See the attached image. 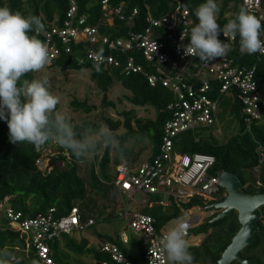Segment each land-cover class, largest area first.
<instances>
[{"label": "trees", "instance_id": "16d2710c", "mask_svg": "<svg viewBox=\"0 0 264 264\" xmlns=\"http://www.w3.org/2000/svg\"><path fill=\"white\" fill-rule=\"evenodd\" d=\"M100 1L77 0L79 7L77 16L84 15L87 25L96 26L99 34L106 35L109 39L125 37L129 30H143L150 25L147 21L148 17L165 16L175 9L178 2L189 9V17L192 19V24L188 26L186 34L188 36L190 28L198 22L195 10L204 2V0H110L111 6H122L125 19H119L113 13L106 15ZM217 3L220 5L217 22L221 27L229 19L235 18L243 8L241 0H217ZM0 6H6L14 12L18 11L24 15L31 13L40 16L45 24V30H47L52 26L62 25L69 3L67 0H0ZM133 8L137 10L134 15L132 14ZM181 28L182 26L175 29L152 28L153 35H156V38L163 44V51L172 59H175V41L181 33ZM30 35L37 34L30 33ZM37 38L44 42L42 34H38ZM219 38L222 40L221 36ZM186 43H188V38L184 40V44ZM232 48L233 50L229 52L228 56L244 68L254 67V78L257 81L258 90L264 92V55L257 53L241 55L238 37L232 43ZM99 51L108 52L103 47ZM86 53L87 48L83 45L72 43L69 52L61 50L59 56L52 59V63L47 67L58 68L61 71H88L87 78L95 85L99 94V102L92 104L87 97L80 99L73 95L66 104L65 107L68 110L64 113L71 118V123L76 126L77 131L81 126L95 128L101 123L106 124L117 134L121 142V150L115 152L103 149L99 150L91 159H77L68 150L51 142L41 148H36L28 143L14 144L9 140L7 122L0 119V203L4 197H9L5 207L19 213V220L33 219L38 214H46L50 208L54 209L53 218L57 220L59 217L67 215L73 207L78 208L81 223L90 218L94 220V223L98 219L103 221L111 219V217L113 218L111 212L104 214L106 207L104 200L99 210L96 209V204V207L89 208L92 215H85L88 204L84 203L87 202V199H91L88 189L91 188L95 196L104 199L119 193V188L114 184L116 167L121 163L132 167V163L136 162L139 156V153L134 151L136 141L149 138L153 142L151 156L158 151L162 125L168 117L166 104L172 99V93L160 82L153 86L148 84L145 74L155 71L156 62H148L137 51H130L129 53L134 56V63L140 65L141 70L125 74L122 67L126 58L120 53H115V57L121 63L120 66H100L102 70L97 72L94 63L86 58ZM190 60L194 67L200 61L197 57ZM24 78H36L35 73H29ZM114 83H118L126 92L125 95L118 98V103L127 102L132 106L131 108L118 107L115 101L109 99L108 92ZM210 83L216 89L218 83L216 81H210ZM229 91L234 96L233 112L239 121L240 131L230 136L227 141L218 143L212 137L201 134L197 131L198 128L188 130L176 135L173 139V149L179 153L196 152L212 155L215 158L214 168L237 176L245 193H264V109L260 110V119L253 121L250 129L247 130L243 120L245 114L236 97V91L231 89ZM222 94L212 92L210 95L215 98L219 96L220 99ZM135 108H141L147 114L141 116L135 111ZM60 109L58 104L57 110ZM111 110L114 112V116L110 114ZM151 113L153 116L150 115ZM74 115H80V117L73 118ZM43 149L54 153L49 155V164L52 166L50 171H39L35 165V159L41 155ZM80 166L85 169V176L80 174ZM147 195L150 196L148 201L152 204L150 206L147 204L142 209V213L154 218L157 230H160L169 219L181 216L182 212L179 207L172 203L170 204L172 213H165L163 207L157 204V201L161 199L160 195ZM220 199L222 198H218V200ZM92 200L94 199L92 198ZM106 200L108 201V199ZM180 206L186 209L192 206L204 207L202 202L197 199L181 202ZM263 211L264 207H262L263 216L258 222L260 231L256 233L257 240L248 248L257 249L261 246L264 254V246L261 245L264 243ZM238 229L236 212L214 222H210V218H207L196 227L191 228V233L194 235L204 233L200 243L190 245L189 250L194 256V264H217L222 251L230 243ZM78 230L84 229L74 231ZM72 232L61 233L58 237L48 241L50 257L54 264H78L75 259L78 260L77 257L82 254H88L93 264H101V262L110 259L106 254L100 252L101 243L92 245L86 238L76 241L68 237L64 243V250H62L61 239L64 235L68 236ZM25 236L26 234L15 229L12 220L0 210V249H10L20 264H33L32 250H29L27 256H24L25 253L20 250L26 245L24 243ZM105 238L106 241L119 245L130 258L127 250L122 247L119 235L115 237L106 235ZM137 245L140 250L139 258L130 259L136 264H144L145 246L140 240H137ZM68 252L75 254V258L71 262L67 261V257H70ZM241 255L243 258L256 259L258 264H264L259 255L253 252H241Z\"/></svg>", "mask_w": 264, "mask_h": 264}, {"label": "built area", "instance_id": "2783aa9c", "mask_svg": "<svg viewBox=\"0 0 264 264\" xmlns=\"http://www.w3.org/2000/svg\"><path fill=\"white\" fill-rule=\"evenodd\" d=\"M67 1L69 7L62 25L52 26L42 33L52 59L58 57L61 50L69 52L72 43L81 44L87 48L86 58L93 63L92 57L101 54L100 66L103 67L120 66L121 63L114 54H122L126 58L122 71L129 74L141 70V66L134 63V56L129 53L137 51L146 61L156 62L155 71L145 74L148 84L153 86L160 82L171 91L172 99L166 104L168 117L162 125L158 151L137 167H129L126 163L119 164L116 167L114 184L120 191L131 196L135 193L158 194L161 199L157 204L162 207H170L171 203L179 207L187 216L180 222L189 225L186 231L188 236L191 228L199 225L205 218L211 219L219 210L211 208L208 209L210 211L206 217L199 216L192 212L197 206L186 209L180 206L181 202L197 199L205 207L212 202H218V198H224L226 192L219 185L220 170L214 168V156L196 152L179 153L173 149V139L181 132L213 124L219 96L215 98L210 94L224 93L230 89L236 91V97L245 114L243 118L245 128L250 129L251 123L260 119V110L264 109V92L258 90L254 78L255 68H244L236 64L228 55L210 62L199 61L194 67L190 60L193 57L183 55L181 48L185 40L181 41L182 33L186 36L192 19L189 17V9L179 2L175 9L165 16L148 17L147 21L150 25L143 30H129L125 37L109 39L106 35H100L96 26L87 25L84 15L77 16L79 8L77 0ZM109 1H100L106 15L113 13L119 19H125L122 6H111ZM241 5L264 22V0H241ZM136 13V8H133L132 14ZM129 18L131 20V16ZM178 26H182V30L175 41V59H172L163 51V44L156 35H153L152 28L175 29ZM220 36L225 40L222 33ZM261 39L264 40V34ZM225 42L232 44L234 41ZM102 47L108 52H100L99 49ZM210 81L218 83L216 89L212 87ZM51 154L54 153L43 149L41 155L35 159L37 170L49 171ZM8 198L4 197L0 203V210L12 220L16 230L26 234L24 243L27 249L24 256L32 250L33 264H54L50 257L48 241L61 233L85 229L94 223L92 218L81 223L77 207L71 208L67 215L57 220L53 218V208H50L46 214H38L33 219L19 220V213L5 207ZM148 205L150 206L151 202H148ZM118 216L128 218L127 228L145 246L144 264H167L158 247L159 238L165 232L164 227L157 230L152 216L130 210V207L119 210ZM119 240L122 244L128 243L124 231L119 235ZM99 250L110 258L101 264H136L128 258L119 245L113 242L104 241ZM230 264L240 263L232 261Z\"/></svg>", "mask_w": 264, "mask_h": 264}, {"label": "clouds", "instance_id": "9594fccd", "mask_svg": "<svg viewBox=\"0 0 264 264\" xmlns=\"http://www.w3.org/2000/svg\"><path fill=\"white\" fill-rule=\"evenodd\" d=\"M219 10L217 0H204L196 8L198 22L190 28L188 36L184 33L181 36V41L188 38V43L181 45L183 55L210 62L227 56L233 48L225 41H236L237 37L241 55H264L261 20L242 8L221 27L217 22ZM44 31L40 16L0 6V119L7 122L10 142L28 143L36 148L51 142L77 159H91L103 149L119 152L121 142L106 124L95 128L81 126L77 131L71 118L57 110L59 98L49 91L47 77L24 78L29 73H40L52 63L48 46L37 38ZM221 33L225 40L219 38ZM92 59L95 70L101 71V54ZM188 227L178 221L159 238L158 247L167 264H194L186 238ZM0 264H20V261L10 249H0Z\"/></svg>", "mask_w": 264, "mask_h": 264}, {"label": "rangeland", "instance_id": "374dc122", "mask_svg": "<svg viewBox=\"0 0 264 264\" xmlns=\"http://www.w3.org/2000/svg\"><path fill=\"white\" fill-rule=\"evenodd\" d=\"M87 74L88 71L86 70L61 71L58 68L46 67L40 73H35V77L36 78L47 77L48 80L47 87L51 93H53L55 96L59 98L58 104L61 107L59 111L64 113V111L67 112L68 109L65 106H67L66 104H68L69 100L73 95L78 96V98L80 99L87 97L89 102L92 104H97L99 102V94L97 92V89L94 84L89 82L87 78L88 76ZM125 94L126 92L120 87V85L118 83H114L110 91L108 92V97L109 99L115 101L118 107L121 106L125 108H131L132 106L127 102H123L122 104H119L117 101L120 96ZM233 104H234V96L232 92L227 91L223 93L220 96V99L218 100L213 124L198 128L197 131H199L201 134L205 136L212 137L218 143H223L227 141L230 136L238 133L240 131V124L237 117L234 115ZM135 111L141 116L147 114L141 108H135ZM110 114L114 116V112L112 110L110 111ZM150 115L153 116L152 113ZM77 117H80V115L73 116V118H77ZM152 144L153 142L149 138H144L143 140L140 141L138 140L134 143V151L139 153V156L136 162L132 163L133 167L139 166V164L142 161L147 160L148 157L151 156ZM80 167H81L80 174L85 176L86 175L85 169H83L82 166ZM51 169L52 166L50 167L49 171ZM88 193L91 199H87V202L84 203L85 205L88 204L86 206L88 208L85 209L86 211L85 215L89 216L91 214L89 208L96 207V204H97L96 209L99 210L104 200V204L106 205L104 214H109V212H111L113 218L111 217V219L104 221L98 219V221L90 225L89 228L87 227L84 230L73 231L68 236L64 235L60 241L62 250H64V243L68 237L76 241H80L82 238H86L89 244L99 245L101 242L103 243L104 241H106L105 238L106 235L115 237L120 235L123 231H126L128 234H131V230L127 228L128 218L127 217L122 218L118 216V211L123 209L124 207H130V210L143 212L142 209L147 206L150 197L149 195L144 193H135L133 196H131L127 193H122L120 191L119 193L112 195L110 198L104 199L97 195L95 196V193L92 192L91 188L88 189ZM92 198L94 200H92ZM106 199H108V201ZM209 211L210 210H205L203 209V207L201 208L199 206L194 207L192 209V212L195 215L204 216V217L208 215ZM94 212L96 211L94 210ZM186 218L187 216L182 213L181 216L173 217L169 219L165 224L164 230L166 231L176 222L178 221L180 222L182 220H185ZM189 232L190 234L186 236V238L190 245H195L200 243V241L204 237V233L194 235L191 233V230H189ZM261 245L264 246V243H261ZM123 247L125 248V250L128 251L129 256L132 259L139 258L140 250L137 245V242H135L133 238L127 244H124ZM262 250L263 248H261V246H259V248L257 249H253V248L250 249L247 246V248L245 247L241 252L242 253L253 252L255 254H258L260 260L264 262V254ZM68 254H70L69 255L70 257H67V261L71 262V260L75 258V254H73L72 252L71 253L68 252ZM77 259L78 260L75 259V262L78 264H93L92 260L88 257V254L87 255L82 254L79 257H77Z\"/></svg>", "mask_w": 264, "mask_h": 264}, {"label": "water", "instance_id": "95a60500", "mask_svg": "<svg viewBox=\"0 0 264 264\" xmlns=\"http://www.w3.org/2000/svg\"><path fill=\"white\" fill-rule=\"evenodd\" d=\"M219 185L225 190L223 200L212 202L204 207L205 210H219L210 222L217 221L236 212L239 229L232 236L230 243L222 251L217 264H230L237 261L240 264H258L253 258H243L241 251L253 244L256 233L260 231L259 221L264 207V193H245L239 178L225 170L218 171ZM165 213L171 214V208H164Z\"/></svg>", "mask_w": 264, "mask_h": 264}, {"label": "crops", "instance_id": "0c3cea01", "mask_svg": "<svg viewBox=\"0 0 264 264\" xmlns=\"http://www.w3.org/2000/svg\"><path fill=\"white\" fill-rule=\"evenodd\" d=\"M164 208H171V207H163V209ZM172 209V208H171ZM163 227H165V225L163 226ZM126 234H127V237H128V242L133 238L134 240H135V242H137V238L135 237V235L131 232V234H128L126 231H124ZM130 237H132L131 239H130ZM122 244V243H121ZM123 245L124 244H122V247H123ZM128 252V251H127ZM129 254V253H128ZM129 258V257H128ZM131 258V257H130ZM129 258V259H130ZM132 259V258H131ZM130 259V260H131ZM132 261V260H131ZM134 262V261H133Z\"/></svg>", "mask_w": 264, "mask_h": 264}, {"label": "bare ground", "instance_id": "6f19581e", "mask_svg": "<svg viewBox=\"0 0 264 264\" xmlns=\"http://www.w3.org/2000/svg\"><path fill=\"white\" fill-rule=\"evenodd\" d=\"M20 249H21V251H23V252L25 253V251H26V249H27V245H25L24 248H20Z\"/></svg>", "mask_w": 264, "mask_h": 264}]
</instances>
